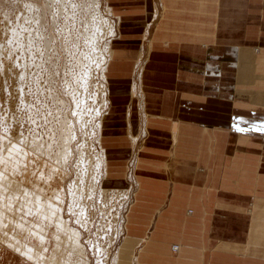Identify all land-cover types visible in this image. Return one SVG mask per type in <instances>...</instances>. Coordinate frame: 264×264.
Segmentation results:
<instances>
[{
	"label": "crops",
	"instance_id": "obj_1",
	"mask_svg": "<svg viewBox=\"0 0 264 264\" xmlns=\"http://www.w3.org/2000/svg\"><path fill=\"white\" fill-rule=\"evenodd\" d=\"M105 2L104 186L135 192L118 264H264V0Z\"/></svg>",
	"mask_w": 264,
	"mask_h": 264
},
{
	"label": "rangeland",
	"instance_id": "obj_2",
	"mask_svg": "<svg viewBox=\"0 0 264 264\" xmlns=\"http://www.w3.org/2000/svg\"><path fill=\"white\" fill-rule=\"evenodd\" d=\"M115 20L105 0H0V264H42L52 256L60 264H114L128 237L135 192L104 186L101 144L109 101L104 63ZM36 194L57 199L56 215L77 233L78 251L63 242L57 251V217L39 216L47 212L30 206ZM122 194L125 202L116 201ZM97 197L98 211L117 215L105 225L120 236L91 240L94 263L76 224L97 212ZM177 246L170 245L173 253Z\"/></svg>",
	"mask_w": 264,
	"mask_h": 264
},
{
	"label": "bare ground",
	"instance_id": "obj_3",
	"mask_svg": "<svg viewBox=\"0 0 264 264\" xmlns=\"http://www.w3.org/2000/svg\"><path fill=\"white\" fill-rule=\"evenodd\" d=\"M111 12V11H110ZM109 46V45H108ZM110 54H112V53H110ZM110 54H109V56H110ZM112 60V59H111ZM106 63H108L107 62V60L105 61V65L107 66V64ZM104 79H105V77H104ZM106 87V86H105ZM101 127V126H100ZM100 130V128H98V132H100L99 131ZM100 134V133H99ZM98 135V134H97ZM65 144V143H64ZM65 149V148H64ZM8 151V150H7ZM67 152V151H66ZM65 153V151L63 152V156L64 155H68V153L67 154H64ZM104 157V152H103V154H102V160H104L105 161V159L103 158ZM61 158V157H60ZM58 161V160H57ZM99 161H100V159H99ZM104 161H103V163H104ZM59 162V161H58ZM99 163V162H98ZM44 166V165H43ZM104 166V165H103ZM53 167V166H52ZM62 173V172H61ZM40 174H42V173H40ZM47 176V175H46ZM106 177V176H105ZM48 178V177H47ZM49 178H50V176H49ZM18 182V181H17ZM18 189V188H17ZM20 189V188H19ZM24 189V188H23ZM25 190V189H24ZM76 190V189H75ZM95 190H96V188H95ZM23 191V190H22ZM25 192L27 193V194H31V195H28V196H32L33 195V193L34 192H32V191H30V189L29 190H25ZM60 194V193H59ZM95 194V193H94ZM73 196V195H72ZM59 197H60V195H59ZM71 198H73V197H71ZM34 199V200H33ZM45 199V198H44ZM42 199V196H40V195H34V197L32 198V199H30V206H31V204L32 203H34L33 204V207H39V208H41L42 210H44V212H47L46 214H40L39 216H42L43 218H45V219H49L48 217H49V215H53L54 216V218H55V216L57 217L56 219H55V224H56V226H57V232H56V235H55V238H56V243H57V245L55 246V247H58V250L57 251H59V247L61 246L62 247V242L64 243V244H67V246H68V243H69V245L71 246V249H73V250H75V248L77 249V251H78V247L80 248V245H79V243H77L76 244V238H77V233L73 230V229H71L70 227H69V225H68V223H66V221H64V220H62L61 219V217H60V215H56V213H59V211H60V209H58V207H57V205L55 204V202L57 201V199H55L54 200V202L53 201H51L50 199ZM59 199V198H58ZM28 200V199H27ZM74 200V199H73ZM83 212H81L80 211V216H78V218L79 219H81V214H82ZM84 217V216H83ZM77 218V217H76ZM4 219V218H3ZM50 219H51V216H50ZM5 220V219H4ZM84 220V219H83ZM51 221H53V220H51ZM2 223V222H1ZM1 225V224H0ZM1 229H2V227H1ZM77 231V230H76ZM37 235V234H36ZM79 236V235H78ZM40 237V236H39ZM125 238H123V240H124ZM144 241V240H143ZM142 241V242H143ZM123 242V241H122ZM141 244V243H140ZM120 247V246H119ZM141 248V247H140ZM71 249L69 250V251H71ZM26 254L27 255H30L29 254V248L28 247H26ZM118 250H119V248H118ZM137 250V249H136ZM139 250V249H138ZM177 250V251H176ZM179 250H180V248H179V245L177 246V247H174V252L175 253H178L179 252ZM138 252V251H137ZM79 253V252H78ZM119 254H120V250L119 251H117L116 253H115V256H114V260H115V262H114V264H118L119 263ZM58 255V254H57ZM42 259V258H41ZM58 260V259H57ZM56 260V258H54V256H52L49 260L47 259L46 261H44V258L42 259V264H56V263H58V264H60L58 261ZM47 262V263H46ZM77 264H86L84 261H82V263L81 262H79V263H77Z\"/></svg>",
	"mask_w": 264,
	"mask_h": 264
},
{
	"label": "built area",
	"instance_id": "obj_4",
	"mask_svg": "<svg viewBox=\"0 0 264 264\" xmlns=\"http://www.w3.org/2000/svg\"><path fill=\"white\" fill-rule=\"evenodd\" d=\"M94 173L96 174L95 171H94ZM98 175L99 174H97V177H98ZM66 179H68V180L64 184L65 190L68 187L69 181L71 180V178H66ZM96 182L98 184V179L96 180ZM99 186L101 187L100 181H99ZM109 190H114V189H109ZM113 198H114V196L112 197V199ZM116 201L125 202V195L122 194V195L117 196ZM99 204L101 206L103 205L100 202V198L97 197V198H95V205H94V207L96 208L95 211H97V212H94V213L90 214L89 217H87L88 218V219H86L88 221L87 224H84V225L76 224V226L78 227V230L81 232L80 236L82 237V240H83L84 245H85V249L87 250V253H88V256L92 261H94V263L96 261L95 258L97 255V249H94L95 252H93L92 245L90 244L91 240H95V243H96V239H95L96 237L99 238L101 241H104L105 238L108 239L109 237H112V242H114L120 236V234L118 232H112L111 233V230L107 228L108 224L105 225L106 222L108 223L109 220L111 221V218L116 217L117 215L116 214L111 215V213L106 215V214H103L102 211H100V210L98 211V205ZM67 205H68V202L63 203L64 208H67ZM114 208L115 207L110 208V212H113ZM64 216L68 219V216H72V213H70L66 209L64 212Z\"/></svg>",
	"mask_w": 264,
	"mask_h": 264
}]
</instances>
